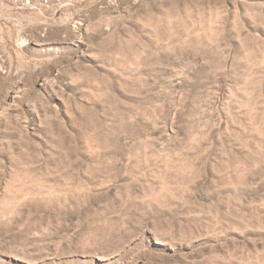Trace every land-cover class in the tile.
Instances as JSON below:
<instances>
[{
	"label": "rangeland",
	"instance_id": "obj_1",
	"mask_svg": "<svg viewBox=\"0 0 264 264\" xmlns=\"http://www.w3.org/2000/svg\"><path fill=\"white\" fill-rule=\"evenodd\" d=\"M0 264H264V0H0Z\"/></svg>",
	"mask_w": 264,
	"mask_h": 264
}]
</instances>
